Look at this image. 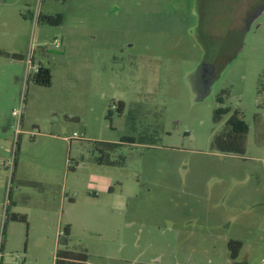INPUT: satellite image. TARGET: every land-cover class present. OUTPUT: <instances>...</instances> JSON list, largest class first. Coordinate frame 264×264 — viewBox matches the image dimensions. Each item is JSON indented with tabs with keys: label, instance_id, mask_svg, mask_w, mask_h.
<instances>
[{
	"label": "rangeland",
	"instance_id": "1",
	"mask_svg": "<svg viewBox=\"0 0 264 264\" xmlns=\"http://www.w3.org/2000/svg\"><path fill=\"white\" fill-rule=\"evenodd\" d=\"M0 51V264H53L65 225L87 264H264V0H0Z\"/></svg>",
	"mask_w": 264,
	"mask_h": 264
},
{
	"label": "trees",
	"instance_id": "2",
	"mask_svg": "<svg viewBox=\"0 0 264 264\" xmlns=\"http://www.w3.org/2000/svg\"><path fill=\"white\" fill-rule=\"evenodd\" d=\"M38 21L46 22L52 25H58L62 22V17L60 14L43 15L39 14ZM1 54H6L0 51ZM13 59H23L20 54H10ZM31 79L38 85L49 86L51 83V74L49 68L38 64L36 71L32 74ZM219 102H222L219 98ZM230 111L229 108L219 107L214 110L213 118L215 121L221 118L222 114H226ZM248 125L240 116L238 110H234L231 115L225 121L223 129L215 133L212 137L211 147L223 153H243L245 151V140L248 132ZM18 141V139H17ZM16 141V145L18 143ZM123 142H133L131 137H123L120 143L115 142H100L96 146V149L100 152L97 159L99 163H113L107 158L108 151L113 150L115 147L119 146ZM17 220L26 221L24 214H18L15 212H10L9 207L6 211L5 220ZM4 220V221H5ZM70 228L69 225H65L61 228L57 236V247L54 253L53 264H87V253L84 250H74L71 249L70 245Z\"/></svg>",
	"mask_w": 264,
	"mask_h": 264
},
{
	"label": "built area",
	"instance_id": "3",
	"mask_svg": "<svg viewBox=\"0 0 264 264\" xmlns=\"http://www.w3.org/2000/svg\"><path fill=\"white\" fill-rule=\"evenodd\" d=\"M38 16H39L38 11L35 10L34 13H33V15H32L33 20L36 21L38 19ZM54 44L57 46V45H60V42L56 39L54 41ZM31 58L32 57H31L30 54H27L26 58H24L25 61H26V70L28 68H31L32 67V65H31V60L32 59ZM36 67L34 69V72L36 71ZM23 102H24V99L21 96V99L19 101V107L17 109H14V110L11 111V115L16 118V126H15V132H14L15 140H17V138H18V136L20 135V132H21V130H20V125H21V108H22ZM2 163L4 165H6V162L5 161H3ZM13 163H14V158H13V156H11L10 160L8 161V167H9L10 170L13 168ZM7 208H8V203H7V200H6L4 202V204H3L2 217H5Z\"/></svg>",
	"mask_w": 264,
	"mask_h": 264
},
{
	"label": "crops",
	"instance_id": "4",
	"mask_svg": "<svg viewBox=\"0 0 264 264\" xmlns=\"http://www.w3.org/2000/svg\"><path fill=\"white\" fill-rule=\"evenodd\" d=\"M42 14V13H41ZM65 138L66 137H63V138H61L62 140H65ZM16 160L17 159H15V163H16ZM111 183H112V179L111 178H106V179H101V180H99V181H97L96 182V186H98L99 187V189H103V190H105L107 193H111L113 190H112V187H111ZM10 196H11V192H10ZM63 201H64V199H63ZM70 201L71 202H73L74 201V198H70ZM117 201V200H116ZM122 202L121 201H119L118 202V205H120ZM10 204L12 205H14L15 206V202L14 203H12L11 201H10ZM10 210V209H9ZM11 211V210H10Z\"/></svg>",
	"mask_w": 264,
	"mask_h": 264
},
{
	"label": "flooded vegetation",
	"instance_id": "5",
	"mask_svg": "<svg viewBox=\"0 0 264 264\" xmlns=\"http://www.w3.org/2000/svg\"><path fill=\"white\" fill-rule=\"evenodd\" d=\"M241 243L235 240L228 241V248L231 250L230 256L234 258L238 253V248H240Z\"/></svg>",
	"mask_w": 264,
	"mask_h": 264
}]
</instances>
